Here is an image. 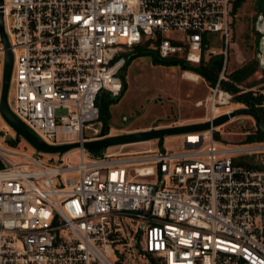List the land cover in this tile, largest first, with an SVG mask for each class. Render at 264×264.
I'll use <instances>...</instances> for the list:
<instances>
[{
	"label": "built area",
	"instance_id": "1",
	"mask_svg": "<svg viewBox=\"0 0 264 264\" xmlns=\"http://www.w3.org/2000/svg\"><path fill=\"white\" fill-rule=\"evenodd\" d=\"M233 4L4 0L13 115L51 146L81 147L56 165L35 151L6 148L18 143L6 126L0 264H264V169L256 167L264 159L248 164V156H264V144L227 145L211 129L183 135L177 151L122 145L96 155L83 148L132 133L111 127L103 134L99 101L121 95L127 57L146 40L163 59H220L205 121L231 113L222 110L233 102L222 83L231 81ZM0 56L4 63L1 42Z\"/></svg>",
	"mask_w": 264,
	"mask_h": 264
},
{
	"label": "rangeland",
	"instance_id": "2",
	"mask_svg": "<svg viewBox=\"0 0 264 264\" xmlns=\"http://www.w3.org/2000/svg\"><path fill=\"white\" fill-rule=\"evenodd\" d=\"M236 0H234V3ZM259 0H247L246 3L235 13L231 15V61L230 68L232 72L240 66L254 60L258 57L257 22L259 19L258 5ZM219 41V40H218ZM221 43V41H220ZM217 49L222 50V44H215ZM150 48L155 50V45L150 42ZM134 51L130 52L133 53ZM129 53V54H130ZM205 59L210 60L208 53H205ZM0 98L2 91V78L4 63L0 56ZM197 76L198 80L190 79L189 76ZM14 77V76H13ZM198 75L192 72L183 71L180 67H166L156 65L150 57H141L134 59L126 71V81L128 87L122 98L117 104L110 107L111 111V129L115 133H121V130L135 132L141 129L147 130V127L156 125L157 127L174 125L175 123L187 120L189 118H204L208 104L207 99L211 95V86ZM251 82H256L264 90V72L259 66L258 72L251 78ZM123 82V81H122ZM262 82V83H260ZM254 90H259V86ZM260 88V89H261ZM14 85L11 84L10 99L13 98ZM202 101L203 105L197 107L195 102ZM232 102L223 111H235L244 108ZM7 124L0 114V141L6 134ZM9 139L15 140V132L9 127ZM220 142L231 146H256L262 143L247 144L246 138L257 130L256 121L252 117L240 116L223 126L216 129ZM3 145L17 152L34 153V149L21 139L17 146L9 144L7 141ZM264 146V145H262ZM165 149L167 151H177L184 148L183 136H167L163 141H151L130 145L125 148L128 152L141 151L145 149ZM119 147H112L109 151L119 150ZM96 155L102 154L101 151L93 152ZM64 156V155H63ZM60 155H43L45 160L56 159V165H60ZM253 158V163L264 159L262 154L248 156ZM263 157V158H262ZM71 162H76L72 159Z\"/></svg>",
	"mask_w": 264,
	"mask_h": 264
},
{
	"label": "water",
	"instance_id": "3",
	"mask_svg": "<svg viewBox=\"0 0 264 264\" xmlns=\"http://www.w3.org/2000/svg\"><path fill=\"white\" fill-rule=\"evenodd\" d=\"M4 4V0H0V7ZM257 33L260 35L258 40V61L259 65L264 72V16H260L256 26ZM0 42L5 48V57H4V69H3V78H2V91L0 98V114L5 121V123L15 132V140L19 142L21 139H24L37 154L41 155H60L63 156L70 151L76 150L81 147L79 143L63 145V146H51L32 132L29 128L24 126L16 117L13 115L9 98H10V89L13 76L14 68V56L10 48V43L8 36L5 30V20L4 14L0 9ZM222 61L220 59L215 60L213 65L217 67V70L220 71ZM248 116L252 117L258 126V128L264 133V122L260 114L253 109L249 108H240L235 111H232L229 114H223L217 117L213 122L204 121L201 123H194L188 125H179L171 126L166 128H157L154 125L149 130L136 131L128 134L118 135L114 137H108L105 139L95 140L86 142L83 144V148L90 151H101L104 152L112 147L122 146V145H132L147 143L151 141L160 140L163 141L167 136H183L195 132H203L211 129H218L229 121L240 117Z\"/></svg>",
	"mask_w": 264,
	"mask_h": 264
},
{
	"label": "trees",
	"instance_id": "4",
	"mask_svg": "<svg viewBox=\"0 0 264 264\" xmlns=\"http://www.w3.org/2000/svg\"><path fill=\"white\" fill-rule=\"evenodd\" d=\"M246 2L247 0H236V2L233 4L232 13L235 14ZM258 3L259 16H264V0H259ZM257 35L258 37H260L258 33ZM149 46V41H143L140 45L134 47L133 53H130L128 55L126 66L120 73L123 81V89L121 95L119 97H112L109 94H104L101 96L99 105L101 107V119L104 122L103 134H107L111 128L110 107L117 104L126 92L128 87V83L126 81V71L128 70V66L130 65V63L136 58L150 57L152 62L156 65L166 67H180L183 71H189L202 77L211 87H214L217 84L219 71L217 70V67L213 65V60H206L205 57H203L200 64L193 65L183 59H163L160 57L156 50L150 48ZM259 66L260 65L258 59H254L240 66L230 74V82L222 83V88L223 90L228 91L233 95V103L256 110L260 114L264 122V94L261 92H254L253 89L258 85V83L250 81L251 78L257 73ZM22 124L26 126L24 123ZM216 138L220 140L218 132L216 133ZM245 141L247 144H264V133L257 126V130L252 134H249ZM13 144L15 143L13 142ZM252 159L253 158H249V161L251 162H249L248 164L254 161ZM256 167L264 169V167L261 166Z\"/></svg>",
	"mask_w": 264,
	"mask_h": 264
},
{
	"label": "crops",
	"instance_id": "5",
	"mask_svg": "<svg viewBox=\"0 0 264 264\" xmlns=\"http://www.w3.org/2000/svg\"><path fill=\"white\" fill-rule=\"evenodd\" d=\"M231 70H232V68H231ZM232 72V71H231ZM258 72V71H257ZM200 77V76H199ZM202 79V78H201ZM263 85V83L262 84H260V85H258L259 86V90H260V86H262ZM257 87V86H256ZM258 89H257V91H259ZM200 102H202V101H200V100H198L197 102H195V105L197 106V107H199L198 106V103H200ZM207 116H208V108H207V112H206V117H204V118H198V117H196V118H189V119H187V120H183V121H181V122H178L176 125H188V124H194V123H201V122H204L205 121V119L207 118ZM151 127H153V126H149V127H147V130H149ZM141 130H145V129H141ZM136 131H139V130H136ZM135 131V132H136Z\"/></svg>",
	"mask_w": 264,
	"mask_h": 264
},
{
	"label": "bare ground",
	"instance_id": "6",
	"mask_svg": "<svg viewBox=\"0 0 264 264\" xmlns=\"http://www.w3.org/2000/svg\"><path fill=\"white\" fill-rule=\"evenodd\" d=\"M189 78H190V79H193V80H195V79L198 80V77H197V76H194V75H192V76L190 75ZM201 105H203V104L200 102V103L198 104V106H201Z\"/></svg>",
	"mask_w": 264,
	"mask_h": 264
}]
</instances>
